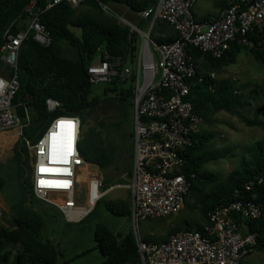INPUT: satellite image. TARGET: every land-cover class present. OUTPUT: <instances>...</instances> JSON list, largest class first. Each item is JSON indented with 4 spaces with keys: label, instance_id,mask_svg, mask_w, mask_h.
<instances>
[{
    "label": "built area",
    "instance_id": "obj_1",
    "mask_svg": "<svg viewBox=\"0 0 264 264\" xmlns=\"http://www.w3.org/2000/svg\"><path fill=\"white\" fill-rule=\"evenodd\" d=\"M87 0H32L25 8L27 21L13 33L8 29L0 49L4 74L0 75V134L19 131L31 156V182L35 197L54 206L69 222L82 221L109 191L125 188L130 192L131 219L136 227L135 241L142 264H242L251 255L255 234L247 230L245 220L261 217L264 208L254 199L216 206L208 214L203 229H186L169 235L165 241H146L139 234L141 222L165 219L180 213L189 197L195 173L187 174L191 148L197 144L203 118L195 112L189 96L195 84L206 79L199 65L188 53L193 46L214 58L232 52L234 46L257 49L264 45V0H230L218 17L198 22L194 6L198 0H159L139 12L146 29L123 20L131 33L139 35L135 62L106 55L87 71L90 83L108 85L118 80L134 87V153L130 183L111 185L107 190L103 178L96 176L89 188L91 203H78L80 172L92 165L79 151L82 120L78 116L57 115L43 135L33 141L23 137L31 125V116L16 111L14 98L20 88L19 57L23 44L32 39L42 47L52 45V37L41 22L42 15L60 4L76 9ZM104 11L108 5L100 2ZM158 23L170 25L177 33L171 42L152 37ZM256 36L259 40L253 39ZM215 80L216 74L210 73ZM48 113L56 115L61 101L48 98ZM251 188H247L250 190ZM58 200L59 202H56ZM83 210V211H82Z\"/></svg>",
    "mask_w": 264,
    "mask_h": 264
},
{
    "label": "trees",
    "instance_id": "obj_2",
    "mask_svg": "<svg viewBox=\"0 0 264 264\" xmlns=\"http://www.w3.org/2000/svg\"><path fill=\"white\" fill-rule=\"evenodd\" d=\"M31 1L0 0V49L4 43V34L8 29L16 33L23 28L28 20L25 8ZM158 1L87 0L84 5L89 9L97 10L98 16L89 12L78 14L76 9L65 3L55 6L42 15L41 22L52 37V45L45 48L30 38L23 44L19 57L20 88L14 98V104L21 117L25 116V108H28L31 116V125L24 129L23 137L37 141L49 127L52 118L57 115L78 116L82 119V124H86L87 114L101 104V98L95 94L87 71L95 55L100 53L101 60L106 55H110L121 57L130 65L135 62L140 44L139 35L131 33L128 26H123L112 17L104 15L100 2L108 6H124L132 15H137ZM39 2L41 4L43 0ZM229 6L230 0H224L223 7ZM138 25L140 28L146 26L144 23ZM177 36L175 32L174 37L162 39L159 42H171L176 40ZM252 37L259 40L256 36ZM260 39H264V33ZM61 42H66L76 50V59L63 55ZM244 49H248L255 60L264 65V45L257 49L236 45L232 52L220 58H214L193 46L188 47V53L199 65L200 71H202L201 64L212 71H217L236 64L238 56ZM205 75L206 79L202 83L195 84L189 96L194 104L195 112L204 121L209 122L217 113L226 112L239 116L248 126L261 125L258 119L251 120L239 112V109L244 107L246 96L238 93L240 87H237L236 81L212 80L209 74ZM103 93L105 97L110 93L113 94L109 100L119 102L115 107L119 116L108 117L97 122L94 127L88 129L79 143V151L85 162L102 170L114 163L117 150L116 146H113L104 135L123 125L126 119L123 110L125 104L133 108L131 111L133 121L135 95L131 82L120 83L118 80L110 84ZM251 93L258 97L259 90L255 89ZM48 98L59 100L63 104L62 109L56 115L48 113L46 109L45 101ZM262 110L264 111V107ZM133 136L134 132L130 133V137L133 138ZM213 138L214 136L210 133H200L196 136L197 144L190 150L186 170L187 174L195 173L196 175L189 197L193 195L196 199L204 223L209 221L208 214L216 206L228 205L241 197L250 200L255 198L256 202L264 208V140L246 147L237 168L220 181L218 175L203 169L208 162L224 159L229 153L228 149L214 151L209 146ZM23 144L24 141L21 139L15 147L23 199L13 207L12 227L4 228L0 225V264L9 261L12 247L19 248L13 257L12 264H59V259L62 257L60 250L52 241L43 240L41 237L45 222L34 205L41 207L43 202L35 197L32 182L28 183L24 179V176L28 175L31 181L28 165L29 153ZM129 175L131 180L132 169ZM103 181L106 185L104 190H107L114 185L107 186V184L115 180L105 178ZM2 186L3 182L0 180V189ZM208 187L210 189L206 191L205 188ZM248 187L251 189L247 190ZM34 197L39 202L34 201ZM126 205L125 201H119L116 207L108 208L116 216H127L130 212L125 210ZM91 213L93 211L89 215ZM204 223H194L192 226L189 221H184L174 228L171 234L193 228L201 230ZM244 223L247 225L248 232L255 234L256 243L253 250L264 253V213L261 217L245 220ZM95 239L96 248L104 258L103 264H142L133 233L120 238L105 224H99L96 228ZM145 240L150 242L166 239L145 238ZM64 264L68 263L64 262Z\"/></svg>",
    "mask_w": 264,
    "mask_h": 264
},
{
    "label": "rangeland",
    "instance_id": "obj_3",
    "mask_svg": "<svg viewBox=\"0 0 264 264\" xmlns=\"http://www.w3.org/2000/svg\"><path fill=\"white\" fill-rule=\"evenodd\" d=\"M214 0H199L195 5L193 11L196 13V20H211L213 12L217 10L214 6ZM110 11L102 13L115 19L119 24L126 26L124 19L139 24L129 14V9L124 6L112 5L109 6ZM77 13L81 14L89 12L99 15L95 9L88 8L84 4L76 8ZM142 30L146 28L141 26ZM152 37L159 42L162 40L161 36L156 35L154 30ZM63 55L71 58H77V52L66 42H61ZM101 61V54L98 53L92 60L93 65H98ZM1 73L4 68L1 63ZM201 74H216L215 80L231 79L237 82L238 93L246 96L244 100V107L239 109V112L251 119H258L261 125L248 126L239 116L229 114L226 112H219L209 122L203 120L200 127L201 133H210L214 136L209 142V146L214 150L228 149L229 153L226 158L208 162L204 166V170L214 173L219 176V180L225 179L228 174L237 168L239 160L243 155L245 148L253 143L264 140V65L257 62L248 49H244L237 58V63L223 69L212 71L209 67L201 64ZM204 72V73H203ZM129 83L127 84V86ZM109 85L106 83H99L94 87L95 94L101 98V104L94 110L89 112L86 116V124H82L80 140L84 134L94 127L97 122L107 119L112 116H119L115 109L119 102L116 100H109L113 94L104 96L103 91ZM255 89L259 90L258 97L251 95ZM123 110L126 119L123 125L117 130H112L109 134L106 133L104 137L111 141L113 146H116L115 161L106 168L100 169L97 166L82 168L83 174H88L89 178L84 177L80 181V192L78 203L82 206L88 207V190L91 183L96 176H100L103 180H115L107 184L130 183L129 171L133 168V153L134 143L130 133L134 132L132 114V107L128 104L123 105ZM82 120V119H81ZM22 137L19 136V131L13 130L0 135V180L3 186L0 189V202H4L3 207L7 211L3 212L0 217V225L4 228H11V219L13 215V207L17 206L23 199V191L21 187V179L19 176V164L16 159L15 147ZM29 172L32 174L31 156L28 155ZM27 182H31L28 175L24 176ZM89 179V181H88ZM120 179V180H119ZM117 180V181H116ZM117 185V184H116ZM106 187V185H105ZM105 188H102L103 191ZM210 188H205L209 190ZM129 190L125 188H118L109 191L98 202L96 208H93L90 215H87L82 221L73 223L69 222L66 217L54 206L43 202L39 207L34 205L35 209L43 216L45 225L41 231L43 240L52 241L60 250L62 257L59 259V264H103L104 258L100 251L96 248L97 243L95 239L96 228L99 224H105L109 229L120 236L125 237L128 233H133L136 236V227L131 219V215L116 216L111 213L108 207L117 206L119 201H125L127 205L125 210L131 213V197ZM34 201L39 202L35 199ZM59 202L58 200H55ZM187 204L183 207L180 213L176 216L165 219H154L146 222H141L138 227L141 237L151 239H162L168 237L171 231L178 227L184 221H189L192 226L194 223L203 224L205 221L201 217L199 206L193 195L188 197ZM29 206V205H28ZM205 224V223H204ZM19 250L18 247H12V254L9 261L5 264H12L15 253ZM242 264H264V253L252 251Z\"/></svg>",
    "mask_w": 264,
    "mask_h": 264
},
{
    "label": "crops",
    "instance_id": "obj_4",
    "mask_svg": "<svg viewBox=\"0 0 264 264\" xmlns=\"http://www.w3.org/2000/svg\"><path fill=\"white\" fill-rule=\"evenodd\" d=\"M199 1V0H198ZM197 1V2H198ZM197 2H196V4H197ZM214 2V6H215V8H217V10L216 11H214L213 12V15H212V18H215V17H218V16H220V14L226 9V8H224L223 7V2H224V0H214L213 1ZM195 4V5H196ZM195 7V6H194ZM194 12V11H193ZM129 14L137 21V23H139V24H145V25H147V22H144V21H140V19L137 17V15H132L130 12H129ZM194 16H195V18H196V13L194 14ZM211 18V19H212ZM201 21H203V22H205V21H207V20H201ZM145 28H146V26H145ZM156 35H158V36H161L162 37V39H167V38H170V37H174V35H175V30L170 26V25H167L166 23H158V25H157V27H156ZM155 39H157V38H155ZM199 69H200V67H199ZM3 74H4V72H3ZM0 75H2V74H0ZM1 135V134H0ZM92 165V164H91ZM92 167H94V165H92ZM188 200V199H187ZM3 204H4V202L2 203V202H0V217L2 216V214H3V212H5V211H7L6 210V208H4L3 207ZM168 237H165V238H162V239H167Z\"/></svg>",
    "mask_w": 264,
    "mask_h": 264
},
{
    "label": "bare ground",
    "instance_id": "obj_5",
    "mask_svg": "<svg viewBox=\"0 0 264 264\" xmlns=\"http://www.w3.org/2000/svg\"><path fill=\"white\" fill-rule=\"evenodd\" d=\"M78 172H80V176H79V180H78V183H79V186H80V181H81V179H83L84 177L89 178V175H88V174H83V173H82V168L78 169ZM89 179H91V177H90ZM89 179H88V181H89ZM90 203H91V201H90V196H89L88 205H89ZM81 206H82V205H81ZM82 207H85V206H82ZM82 211H83V210H82Z\"/></svg>",
    "mask_w": 264,
    "mask_h": 264
}]
</instances>
